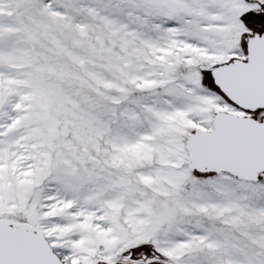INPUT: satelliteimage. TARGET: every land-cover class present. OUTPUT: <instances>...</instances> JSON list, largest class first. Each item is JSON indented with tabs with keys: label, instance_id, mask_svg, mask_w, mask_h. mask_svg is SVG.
Masks as SVG:
<instances>
[{
	"label": "snow or ice",
	"instance_id": "snow-or-ice-1",
	"mask_svg": "<svg viewBox=\"0 0 264 264\" xmlns=\"http://www.w3.org/2000/svg\"><path fill=\"white\" fill-rule=\"evenodd\" d=\"M0 264H264V0H0Z\"/></svg>",
	"mask_w": 264,
	"mask_h": 264
}]
</instances>
